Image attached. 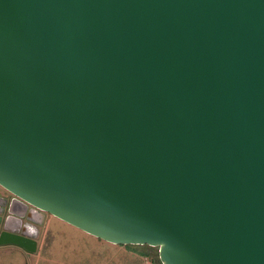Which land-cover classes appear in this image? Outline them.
I'll return each instance as SVG.
<instances>
[{"label":"water","instance_id":"obj_1","mask_svg":"<svg viewBox=\"0 0 264 264\" xmlns=\"http://www.w3.org/2000/svg\"><path fill=\"white\" fill-rule=\"evenodd\" d=\"M0 187V246L264 264V0H0Z\"/></svg>","mask_w":264,"mask_h":264},{"label":"rangeland","instance_id":"obj_2","mask_svg":"<svg viewBox=\"0 0 264 264\" xmlns=\"http://www.w3.org/2000/svg\"><path fill=\"white\" fill-rule=\"evenodd\" d=\"M0 194L7 191L0 187ZM46 216L41 230L49 233L30 264H161L157 247L115 245Z\"/></svg>","mask_w":264,"mask_h":264},{"label":"crops","instance_id":"obj_3","mask_svg":"<svg viewBox=\"0 0 264 264\" xmlns=\"http://www.w3.org/2000/svg\"><path fill=\"white\" fill-rule=\"evenodd\" d=\"M26 228H29V226L27 225ZM41 229L43 228L40 227L39 233L36 232L38 249L35 253H28L25 250L12 245L0 246V264H30L29 257L37 254L40 248L44 246V241L47 236L46 234L49 233V231L43 232ZM30 231L31 229H29V232Z\"/></svg>","mask_w":264,"mask_h":264},{"label":"built area","instance_id":"obj_4","mask_svg":"<svg viewBox=\"0 0 264 264\" xmlns=\"http://www.w3.org/2000/svg\"><path fill=\"white\" fill-rule=\"evenodd\" d=\"M29 229H31L30 231L31 234H36L37 231L35 227L29 226Z\"/></svg>","mask_w":264,"mask_h":264},{"label":"trees","instance_id":"obj_5","mask_svg":"<svg viewBox=\"0 0 264 264\" xmlns=\"http://www.w3.org/2000/svg\"><path fill=\"white\" fill-rule=\"evenodd\" d=\"M128 246H134V245H128ZM149 255V254H148Z\"/></svg>","mask_w":264,"mask_h":264}]
</instances>
